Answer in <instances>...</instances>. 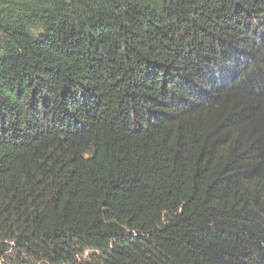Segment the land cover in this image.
I'll return each instance as SVG.
<instances>
[{"label": "trees", "instance_id": "obj_1", "mask_svg": "<svg viewBox=\"0 0 264 264\" xmlns=\"http://www.w3.org/2000/svg\"><path fill=\"white\" fill-rule=\"evenodd\" d=\"M0 264H264V0H0Z\"/></svg>", "mask_w": 264, "mask_h": 264}]
</instances>
